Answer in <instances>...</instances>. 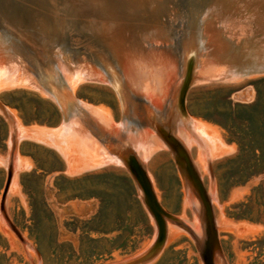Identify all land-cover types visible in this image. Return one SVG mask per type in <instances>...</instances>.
<instances>
[{
	"label": "rangeland",
	"instance_id": "374dc122",
	"mask_svg": "<svg viewBox=\"0 0 264 264\" xmlns=\"http://www.w3.org/2000/svg\"><path fill=\"white\" fill-rule=\"evenodd\" d=\"M229 2L0 0V101L16 129L4 209L24 238L0 210V264H116L151 247L157 226L142 193L125 166L106 154L118 145L139 146L146 133L162 140L151 122L164 121L174 106L190 41L198 44L197 62L185 116L173 132L212 204L221 249L215 264H264V172L239 173L238 145L221 124L237 114L238 104L255 101L258 91L264 101V72L230 73L239 54H264V34L254 25L246 31L243 24L231 26L226 16L239 17L242 1L236 8ZM82 66L104 79L70 83ZM2 68L12 69L11 78ZM53 88L74 97L65 105L66 118ZM73 124L84 129V147ZM10 136L0 111V198ZM133 145L159 203L181 221L165 219L158 251L139 264H203L196 243L204 231L200 200L191 190L188 203L169 148L152 144L144 152Z\"/></svg>",
	"mask_w": 264,
	"mask_h": 264
},
{
	"label": "water",
	"instance_id": "95a60500",
	"mask_svg": "<svg viewBox=\"0 0 264 264\" xmlns=\"http://www.w3.org/2000/svg\"><path fill=\"white\" fill-rule=\"evenodd\" d=\"M264 40V39H263ZM198 44L195 41H190L185 52H184V73L182 80L176 88L175 94V103L174 106L169 108L168 114H166L165 120L160 121L157 119L152 120L151 124L153 126L156 134L168 145L173 153V157L177 166L179 167L181 173L186 179V182L191 186L201 204V215L200 219L204 225L203 234L200 237H196V243L199 250L200 257L203 264H215V259L220 258L221 249L217 238V232L214 225L213 210L210 198L208 193L200 179L199 174L197 173L189 153L182 143V141L175 135L173 132L174 127L177 125L179 115L185 116V97L186 93L191 85V82L194 78V70L197 62L198 54ZM235 73L240 76L261 73L264 72V54H258L253 57L250 54H239L238 60L233 64ZM115 90L118 93L119 99L123 104V96L120 91V88L117 86V80L113 84ZM51 95L60 105L63 115L66 118L65 105L67 102L74 101V97L69 94V92H60L57 88L52 89ZM0 111L6 117L9 126L11 128L10 136V148L8 151L7 162H11V159L15 152L16 147V129L12 127V114L9 113L6 106L0 101ZM113 154L118 156L125 168L128 170L132 176L134 182L140 189L142 193V200L148 209L151 216L154 218L157 226V233L151 247L141 255L131 258L128 261H124L116 264H139L145 262L150 257H152L159 249L161 242L163 240V227L165 219H170V213L165 211L161 204L156 199V195L153 191L150 180L146 174L145 169L141 161L136 156L135 152L132 150L130 144L118 145L112 149ZM10 165V163H9ZM12 177L11 167H7V176L5 185L0 198V210L2 215L11 228V230L17 235V237L24 241L19 230L16 226L10 221L6 215L4 209L5 195L10 184ZM177 220V219H176Z\"/></svg>",
	"mask_w": 264,
	"mask_h": 264
},
{
	"label": "bare ground",
	"instance_id": "6f19581e",
	"mask_svg": "<svg viewBox=\"0 0 264 264\" xmlns=\"http://www.w3.org/2000/svg\"><path fill=\"white\" fill-rule=\"evenodd\" d=\"M239 0H231V2H229V5H230V7L232 8V7H238L237 6V4L240 6V4H239V2L240 1H242V4H241V7H242V9H241V13L242 12H244V13H246L247 12V10L249 9L250 10V15H248V16H246V17H243L242 18V15L240 16V14H239V17L238 16H236V18H235V16H226V20H229V18H230V24H231V26H234V27H242V24L246 27H248L249 29L251 28V26H253V27H257V28H259V29H261L262 31H261V33L262 34H264V0H240L239 2H238ZM229 7V8H230ZM222 8V7H221ZM247 9V10H246ZM221 11H222V9H221ZM237 20L236 22L234 21V20ZM239 19V20H238ZM241 24V25H240ZM246 27V29H245V31L246 30H248V28ZM2 60V59H1ZM9 62V61H8ZM12 62V61H11ZM12 63H15V62H12ZM5 64V63H4ZM17 64V63H16ZM11 65V64H10ZM12 66V65H11ZM10 66V67H11ZM14 66H16L15 64H14ZM21 67V66H20ZM19 66L17 67V68H20ZM6 68V67H5ZM1 69V70H5V73L6 74H4L5 75V77H6V75L8 74L9 75V73H10V78H11V74L13 73L11 70H10V72L8 71V72H6V69ZM13 68H15V67H13ZM233 68V67H232ZM9 69V68H8ZM23 69V68H22ZM234 69V68H233ZM15 69H13V71H14ZM19 70V69H18ZM233 71V72H232ZM234 71L235 70H232V69H230V73L232 72V73H234ZM1 72H3V71H1ZM22 72V71H21ZM24 72V71H23ZM17 73H18V71H17ZM74 74H72V79H71V81H70V83H73L74 82V84L77 82L78 83V81H81V80H84V79H89V80H98V81H102L104 78H103V76L101 75V73H99L97 70H94V69H90V68H85L84 66H82V67H80V68H78L77 70H74V72H73ZM2 74V73H1ZM0 74V75H1ZM14 74V73H13ZM12 74V75H13ZM16 74V73H15ZM22 74V73H21ZM24 74V73H23ZM70 74H71V72H70ZM7 75V78H9V76ZM16 75H18V74H16ZM25 75V74H24ZM236 75V74H235ZM20 75H18V77H19ZM30 76V75H29ZM23 77H22V75L20 76V79H22ZM28 78V77H27ZM27 78H24V79H27ZM30 78V77H29ZM31 79V78H30ZM33 79V78H32ZM8 80V79H7ZM23 81H25V80H23ZM105 83V82H104ZM34 84V83H33ZM68 84H69V82H68ZM35 86H36V83L34 84ZM33 85V86H34ZM40 89H41V87H40ZM39 89V90H40ZM43 91V90H42ZM73 93V92H72ZM87 105V104H86ZM7 108V107H6ZM8 109V108H7ZM9 111V110H8ZM9 113H10V111H9ZM11 114V113H10ZM76 124V123H75ZM75 124H73V125H75ZM12 127H14L15 126V122H14V120H12V125H11ZM65 126V125H64ZM76 128V129H75ZM109 128V127H108ZM74 130H76V133H75V137H76V140H77V142H78V144L80 145H78V147H84L83 146V142L84 143H88V142H86V137H84V134L82 133V131L84 130L83 128H82V126L81 125H75V127H74ZM147 134V133H146ZM146 134H144L145 136H142V135H140L138 138H139V140L141 141L140 142V145L139 146H137V145H133V143L131 142V144L133 145V147L135 148V150H137V149H139V148H142V151H144V152H147V150H149V149H151V147H152V144H154V145H156V146H164V147H166V148H169L168 147V145L164 142V141H162V140H160V139H158L156 136H154L153 137V139H150L149 140V138H148V136L146 135ZM86 136H88V135H86ZM177 137L179 136V135H176ZM179 138V137H178ZM87 141H88V139H87ZM92 147L93 148H95V143L97 144V142L98 141H96V139H93L92 138ZM151 142H152V144H151ZM130 144V143H129ZM130 144V145H131ZM91 147V148H92ZM85 148L86 149H90L89 148V146L87 145V144H85ZM169 150H170V152L172 153V151H171V149L169 148ZM111 153V152H110ZM14 154H15V152H14ZM112 154V153H111ZM172 155H173V153H172ZM106 156H107V158H109L110 160H114V161H117V162H121L122 163V161H121V159L118 157V156H116L115 154H113V155H107L106 154ZM13 157H14V155H13ZM13 157H12V159H11V162H7V167H11V169L13 170ZM92 157L93 158H97V155H95V154H92ZM141 161V163H142V165L144 164V162L142 161V160H140ZM9 163H10V165H9ZM122 165H123V163H122ZM143 168H144V165H143ZM145 169V168H144ZM145 171H146V169H145ZM146 174H147V172H146ZM148 176V175H147ZM182 177H183V179H184V182H185V184L187 185V188L188 189H186V197H187V201H188V203H192V201H191V196H190V194H189V191H191L192 190V192H193V194H195V191H194V189L191 187V186H189V184L186 182V179H185V177L183 176V174H182ZM12 178V177H11ZM149 178V177H148ZM150 180V179H149ZM11 182V181H10ZM152 181H150V183H151ZM10 185V184H9ZM152 185V184H151ZM8 188H9V186H8ZM153 188V187H152ZM190 188V189H189ZM154 189V188H153ZM7 191H8V189H7ZM153 191H155V190H153ZM155 193V192H154ZM6 194H7V192H6ZM156 195V194H155ZM196 195V194H195ZM5 198H6V195H5ZM156 199L158 200V198H157V195H156ZM159 202V201H158ZM201 205V204H200ZM198 207V206H197ZM201 207H200V209L198 210V214H200L201 215ZM7 215V214H6ZM177 218L176 217H174L173 215H171L170 214V220H173V221H177V222H181L180 220H176ZM154 242V241H153ZM153 244V243H152ZM128 260H130V259H126L125 261H128ZM218 260H219V258H217L216 257V259H215V262H218ZM124 262V261H123Z\"/></svg>",
	"mask_w": 264,
	"mask_h": 264
},
{
	"label": "trees",
	"instance_id": "16d2710c",
	"mask_svg": "<svg viewBox=\"0 0 264 264\" xmlns=\"http://www.w3.org/2000/svg\"><path fill=\"white\" fill-rule=\"evenodd\" d=\"M221 124L230 132L238 145L239 173L250 177L264 172V101L261 93L252 103L238 104L237 114L225 118ZM257 135H260L257 138ZM251 154L252 160H244ZM264 240V239H261ZM264 247V241H261Z\"/></svg>",
	"mask_w": 264,
	"mask_h": 264
}]
</instances>
